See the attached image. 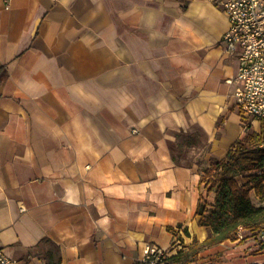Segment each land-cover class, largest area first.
I'll return each mask as SVG.
<instances>
[{
    "label": "crops",
    "instance_id": "obj_1",
    "mask_svg": "<svg viewBox=\"0 0 264 264\" xmlns=\"http://www.w3.org/2000/svg\"><path fill=\"white\" fill-rule=\"evenodd\" d=\"M228 27L213 0H0L5 254L37 264L46 240L60 264H131L143 244L173 255L177 238L207 237L195 210L214 194L201 170L260 131L243 125L226 82L237 69L220 45ZM195 131L190 163L173 160L174 135ZM232 247L247 251L237 264H264L252 238L189 264Z\"/></svg>",
    "mask_w": 264,
    "mask_h": 264
},
{
    "label": "trees",
    "instance_id": "obj_2",
    "mask_svg": "<svg viewBox=\"0 0 264 264\" xmlns=\"http://www.w3.org/2000/svg\"><path fill=\"white\" fill-rule=\"evenodd\" d=\"M200 186L207 196L214 194L212 203L200 195L195 210L197 224L206 229L207 237L201 242L194 238L184 250L171 255L168 263H193L206 250L228 241L243 242L250 238L259 251H264V240L261 239L264 205L255 206L251 201V194L264 201V121L259 133L246 131L222 159L209 160L208 167L201 170ZM57 264H60L59 257Z\"/></svg>",
    "mask_w": 264,
    "mask_h": 264
},
{
    "label": "built area",
    "instance_id": "obj_3",
    "mask_svg": "<svg viewBox=\"0 0 264 264\" xmlns=\"http://www.w3.org/2000/svg\"><path fill=\"white\" fill-rule=\"evenodd\" d=\"M8 2L9 0H5ZM227 16L229 27L220 45L237 64L233 99L243 125L264 121V0H213ZM264 240V231L261 233ZM171 254L157 245L143 244L131 264H169ZM0 264H24L0 248Z\"/></svg>",
    "mask_w": 264,
    "mask_h": 264
},
{
    "label": "rangeland",
    "instance_id": "obj_4",
    "mask_svg": "<svg viewBox=\"0 0 264 264\" xmlns=\"http://www.w3.org/2000/svg\"><path fill=\"white\" fill-rule=\"evenodd\" d=\"M201 145L202 136L198 131H195L192 135L179 133L174 135V140L170 144V149L177 162H181L182 164H189L190 158L187 156V153L192 148H200ZM178 240L180 242L179 244H177L179 246V248H177V251L184 250V240L182 238H177V241ZM241 249H235L234 247H232L231 249H225L223 252L213 253L211 259L204 260L203 264L209 262H211L212 264H237L241 262L240 260L243 259V253L246 254L247 252L245 250L242 251ZM31 255H33L34 262L37 264H57V249L50 243L44 242L37 249L31 251ZM237 257L241 259L238 260Z\"/></svg>",
    "mask_w": 264,
    "mask_h": 264
},
{
    "label": "bare ground",
    "instance_id": "obj_5",
    "mask_svg": "<svg viewBox=\"0 0 264 264\" xmlns=\"http://www.w3.org/2000/svg\"><path fill=\"white\" fill-rule=\"evenodd\" d=\"M199 238H200V239L205 238V233H204V232H200V233H199Z\"/></svg>",
    "mask_w": 264,
    "mask_h": 264
}]
</instances>
